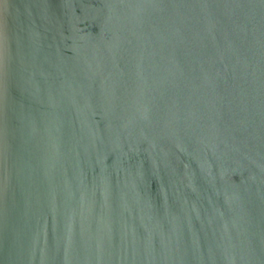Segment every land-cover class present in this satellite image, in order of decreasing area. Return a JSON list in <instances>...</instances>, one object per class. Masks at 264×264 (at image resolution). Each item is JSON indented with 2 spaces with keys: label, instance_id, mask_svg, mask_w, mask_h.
I'll list each match as a JSON object with an SVG mask.
<instances>
[{
  "label": "water",
  "instance_id": "obj_1",
  "mask_svg": "<svg viewBox=\"0 0 264 264\" xmlns=\"http://www.w3.org/2000/svg\"><path fill=\"white\" fill-rule=\"evenodd\" d=\"M0 264H264V0H0Z\"/></svg>",
  "mask_w": 264,
  "mask_h": 264
}]
</instances>
